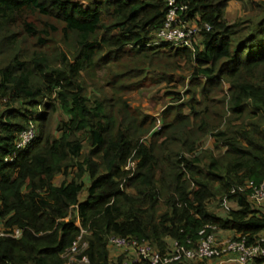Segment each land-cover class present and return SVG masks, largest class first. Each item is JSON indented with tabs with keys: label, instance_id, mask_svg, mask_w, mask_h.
Returning <instances> with one entry per match:
<instances>
[{
	"label": "trees",
	"instance_id": "obj_1",
	"mask_svg": "<svg viewBox=\"0 0 264 264\" xmlns=\"http://www.w3.org/2000/svg\"><path fill=\"white\" fill-rule=\"evenodd\" d=\"M231 1L254 11L264 2L176 0L186 7L183 18L200 27L202 48L192 51L153 45L164 0H0V264H65L81 230L87 246L74 264H84L81 256L86 264L122 262L112 236L160 254L174 240L195 242L205 226L214 227L205 234L230 231L247 245L260 239L264 212L248 183L264 182V16L251 26L228 24ZM127 54L136 66L121 62ZM171 56L193 63L191 117L181 106L167 108L153 132L154 118L117 91L138 86L150 68L170 82ZM222 83L227 93L213 119L207 106L197 107L196 88L205 103ZM30 126L36 138L7 163ZM208 135L225 150L193 154ZM224 203L235 208L223 216L211 208Z\"/></svg>",
	"mask_w": 264,
	"mask_h": 264
},
{
	"label": "built area",
	"instance_id": "obj_2",
	"mask_svg": "<svg viewBox=\"0 0 264 264\" xmlns=\"http://www.w3.org/2000/svg\"><path fill=\"white\" fill-rule=\"evenodd\" d=\"M164 2L167 5L166 16L163 26L156 34L153 45L192 49V42L200 31L199 25L183 18L182 14L186 7L177 4L176 0H164ZM205 28L208 29V26L205 25ZM35 137L36 131L31 126L21 131L18 134L12 156L5 158V161L12 163L16 153L29 145ZM248 188H251L250 199L253 203L258 207H264V182L257 186L248 183ZM207 228L214 229V227L205 226L198 233L199 238L195 242L187 240L186 245L174 240L169 243V250L163 254L155 251L147 242H139L130 237L112 236L109 238L108 244L112 248L123 251L128 256V260H122L124 262L117 264H174L180 261H201L213 258L217 260V264H248L257 258L264 259V237L260 236L255 244L247 245L244 237L220 239L214 233L205 234ZM83 232L81 230L77 240L62 255L63 258L67 259L65 264H74L77 256L86 248L87 243L80 241ZM20 234L21 230L15 229L12 237L18 238ZM129 254H132L134 258H130ZM80 262L86 264L88 260L85 256H81Z\"/></svg>",
	"mask_w": 264,
	"mask_h": 264
},
{
	"label": "rangeland",
	"instance_id": "obj_3",
	"mask_svg": "<svg viewBox=\"0 0 264 264\" xmlns=\"http://www.w3.org/2000/svg\"><path fill=\"white\" fill-rule=\"evenodd\" d=\"M80 1V0H78ZM264 16V2L263 7L261 10H252L249 8L247 2H238V1H231L228 3L224 19L227 21L228 24H234L236 22H250V26L254 23L261 20ZM200 37L196 36L192 42V51H194V47H197L199 50L202 48L201 46ZM163 49L162 51H165ZM131 54H127V56L123 57L121 62L129 63L128 66H136L134 63H130ZM169 64L175 65L174 69L169 71L168 79L170 82L165 81H158L156 70L154 68H150L149 71L145 69L144 74L140 77H136L139 80V85L131 87L130 89H123L117 93L120 94L123 98L128 100V104L131 106L132 109L138 111L142 114H147L154 118V129L153 132L161 130V126L164 122L163 113L166 111L167 108L170 107H177L181 106L182 114L190 115V110L186 106V102L190 98V75H191V65L184 63L183 61H179L171 56L169 58ZM190 69V70H189ZM99 77H104V72L99 73ZM135 78V79H136ZM136 79V80H137ZM99 81V80H98ZM97 81V83H98ZM134 82V81H131ZM101 84H104L102 81ZM99 85V84H98ZM215 92L211 91L213 94L212 99L210 101H206L203 103L201 101V93L198 88H196V97L198 98L197 107L199 109H203L204 106L209 108L210 113L213 119H219V114L221 113L222 107L219 105L220 100H223L225 94L227 93V85L222 83L220 89L216 88ZM112 90L109 91V94L112 95ZM176 94L179 95L180 99L176 101ZM175 111H171L169 115H167V120L171 119V116H174ZM58 117V116H57ZM56 117V120L58 119ZM202 116H199L197 120L191 119L192 122H198ZM221 117V116H220ZM221 120V118H220ZM53 121L50 122V128L52 127ZM223 128L221 125L220 129ZM161 140V138L159 139ZM147 142V140H145ZM196 149L193 154L202 153V152H211L214 155H218L222 153L225 149L218 143L216 144L215 140L211 136H205L201 138L198 143H196ZM191 153V154H192ZM128 166H132V164H128ZM61 176L56 177V183L61 181ZM85 197V192L83 191L80 196L79 200H82ZM216 204L215 202L213 203ZM213 205V206H214ZM256 209H259L261 212H264V207L254 206ZM212 210L217 213L218 215H225L226 208L233 209L235 205L232 203H224V208L216 209L215 207H211ZM233 237V236H232ZM261 237H264V233L261 234ZM219 238V237H218ZM229 237H224L223 239H228ZM221 239V238H220ZM113 250V249H112ZM130 258H134L132 254H129ZM124 260V259H123ZM124 262V261H122ZM113 263V262H112ZM117 264V263H115ZM196 264H214V260H208L203 263H196Z\"/></svg>",
	"mask_w": 264,
	"mask_h": 264
},
{
	"label": "crops",
	"instance_id": "obj_4",
	"mask_svg": "<svg viewBox=\"0 0 264 264\" xmlns=\"http://www.w3.org/2000/svg\"><path fill=\"white\" fill-rule=\"evenodd\" d=\"M216 235H217V237H219V238H221V239H223L224 237H232L233 236V233L232 232H230V231H218L217 233H216ZM118 254L119 255H123V257H124V260H128V256L126 255V254H124L123 253V251H120V250H118ZM214 264H217V260L214 262Z\"/></svg>",
	"mask_w": 264,
	"mask_h": 264
},
{
	"label": "clouds",
	"instance_id": "obj_5",
	"mask_svg": "<svg viewBox=\"0 0 264 264\" xmlns=\"http://www.w3.org/2000/svg\"><path fill=\"white\" fill-rule=\"evenodd\" d=\"M31 127H33V126H31ZM34 128V127H33ZM36 136H37V132H36ZM36 138V137H35ZM33 142V141H32Z\"/></svg>",
	"mask_w": 264,
	"mask_h": 264
}]
</instances>
